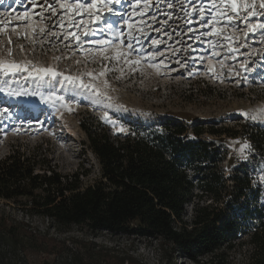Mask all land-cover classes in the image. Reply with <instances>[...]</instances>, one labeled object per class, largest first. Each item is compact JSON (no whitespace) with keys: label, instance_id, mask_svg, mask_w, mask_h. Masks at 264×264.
<instances>
[{"label":"rangeland","instance_id":"374dc122","mask_svg":"<svg viewBox=\"0 0 264 264\" xmlns=\"http://www.w3.org/2000/svg\"><path fill=\"white\" fill-rule=\"evenodd\" d=\"M135 2L121 0V4L112 5L114 11L126 13L125 18L131 17L133 29L123 21L113 28H119L125 36L132 31L140 38L139 43L133 42L135 51L128 56V61L138 60V64L104 59L113 57L117 50H130L126 39L123 45L119 41H113V46L91 43L112 39L103 22L89 25L96 30L95 35L84 36L87 28L68 27L72 13L56 5V16L51 14L47 5L54 0H0V61L15 62L28 69L8 76L0 73V87L3 81L8 82L7 90L0 92V159L16 147L50 148L52 164L62 174H84L81 180L88 186L101 178V166L87 147V137L81 129L83 119L99 120L116 136L162 130L168 123H179L187 128L189 138L205 141L219 151L218 169L228 184L233 185L236 173L252 178V186L261 190L258 205L264 212V153L247 137L251 127L264 129V122L241 115L264 108V30L248 32L243 11L235 16L219 0L215 7L210 0H192V5L205 9L206 20L214 12L219 15L227 11L233 23L222 31L231 40L203 35L211 30L197 23L199 13L192 10L188 0L183 4L171 0V8L168 0H141L134 10ZM145 2L150 7L145 8ZM258 2L256 15L249 16L248 23H264V10L259 9ZM104 15L116 19L106 10ZM61 16L64 28L58 24ZM83 20L89 24L87 16ZM68 32H76L80 41L65 39ZM105 48L107 51H101ZM49 68L58 75L36 71ZM102 71L105 74L100 76ZM65 76L76 78L75 82L64 80ZM81 83L90 87H82ZM95 89L111 97V101L96 103ZM52 94L63 96L66 106L41 99ZM109 103L111 106H106ZM199 130L202 134L197 136ZM245 143L251 148L241 154ZM196 194L201 196L202 192L196 190ZM211 202V198L202 196L200 205ZM193 207V202L186 207L188 224ZM15 208L13 203L0 201V209L20 216V210ZM32 224L42 231L48 227L39 218ZM49 233L57 239L50 255L31 253L23 258L9 254L7 246H2L0 264H110L95 255L101 250H110L114 261L133 257L142 264H250L253 251L250 234L244 233L231 246L200 258V263L183 254H165L155 241L107 231L91 232L87 226L53 227Z\"/></svg>","mask_w":264,"mask_h":264},{"label":"trees","instance_id":"16d2710c","mask_svg":"<svg viewBox=\"0 0 264 264\" xmlns=\"http://www.w3.org/2000/svg\"><path fill=\"white\" fill-rule=\"evenodd\" d=\"M81 129L101 166V178L92 185L84 186V174H62L51 162L50 148L43 146L16 147L0 159V201L13 203L21 213L0 209V248L7 246L9 254L23 258L50 255L57 244L50 228L87 226L91 232L155 241L165 254L200 263L244 233L253 246L250 264H264L261 190L247 174L236 173L233 185L228 184L218 169L216 148L189 138L179 123L116 136L99 120L87 118ZM247 137L264 153L263 128L251 127ZM202 196L212 202L200 205ZM192 202L188 224L186 207ZM35 218L47 222L45 231L32 224ZM95 255L110 264H142L133 257L114 261L110 250Z\"/></svg>","mask_w":264,"mask_h":264},{"label":"snow or ice","instance_id":"6c2138e0","mask_svg":"<svg viewBox=\"0 0 264 264\" xmlns=\"http://www.w3.org/2000/svg\"><path fill=\"white\" fill-rule=\"evenodd\" d=\"M35 2V0H33ZM47 2V0H46ZM181 4H183L184 0H179ZM221 6H223L225 9H230L231 12L235 16H240L241 11H243L244 16L242 19L246 23V27L248 29V32H255L257 29L264 30V23H257V24H252L247 22V18L249 16H254L256 15V7H257V0H219ZM141 3V0H136L135 4L132 5L133 9L135 10L136 7L139 6ZM188 3L192 5V0H188ZM217 3V0H210V4L212 7H215ZM113 4H121V0H90V2L85 3L84 0H54V3H48V9L51 11V14L53 16H56L57 14V9L56 5L60 9H66L67 13H72V17L70 19V22L68 23V27H75L77 29H81V26L83 28H87V31L83 32L84 36H89V35H95V29L91 28L89 25H95L99 22H103V24L106 26L107 32L111 33L112 39L110 40H96V41H91V43H96L99 45H106V46H113V41H119L120 44H124V40L126 39L128 41L126 47L130 50L128 52H123L120 50H117L115 55L113 57L109 56H104V59H116V60H121L123 59L126 63H135L138 64L140 61H128V56L132 54V51H135V43L140 42V38L134 34V32L130 31L127 36L123 32L119 30V28L114 29L113 26L118 24L120 21H123V24L128 27V29L132 30L133 25L129 23V20L131 17L125 18L126 13L122 14L120 12L114 11L112 5ZM173 3L171 0H168V7H173ZM150 7L145 2V8ZM258 7L259 9L264 10V0H259L258 2ZM105 10L107 13H110L112 17H116V19H111V17H105L104 13ZM192 10L193 11H198L199 13V20L197 23L200 24L201 27H208L210 28L209 33H203V35H213V36H222L224 40H231L232 37L230 36H224L222 28L227 26L228 24L233 23L232 16L227 14V11L220 12L219 15H217L215 12L211 15L209 19H205V9L204 8H198L196 5H192ZM141 15L143 14V11L140 13ZM187 15H191L190 12L186 13ZM264 14V13H262ZM87 16L89 18V24H84L83 17ZM76 17H81L80 20H76ZM58 24L61 28L65 27V21L63 16H61V19L58 21ZM218 25L220 27H218ZM43 32L44 29H41ZM103 31V30H102ZM134 31H139V29H135ZM54 34V33H50ZM74 38L77 42L80 41L81 37L76 33V32H68L65 35V39L69 38ZM199 39V37H197ZM155 43V42H154ZM219 41L217 42V45H219ZM232 51H236V49H231ZM101 51H107V49H102ZM28 71L27 67L25 65L17 64L15 62H5V61H0V73H2L4 76H8L10 73L14 74L16 72L20 71ZM38 73H43L45 75H51L52 77H55L58 75L54 70L52 69H37L36 70ZM31 75V72L29 73ZM105 73L102 71L99 73L100 76H103ZM91 75V73H89ZM76 78H73L71 76H65L64 80L73 83L75 82ZM3 87H0V92L6 91L7 90V81H3ZM82 87L88 88L90 87L89 85H84L81 83ZM9 95H19V93H12L9 92ZM95 96L97 97L96 103H103L104 101H111V97L107 96L105 93H101L98 89H95ZM103 98L101 100L100 98ZM42 100H55L59 101L61 106H66L64 105V97L63 96H55V94L50 95L49 97H41ZM106 106H111L110 103L107 104ZM71 110V109H69ZM241 115L252 120V121H261L264 122V108H259L257 110H253L250 112H241ZM251 145L248 143H245L243 145V148L240 150L241 154H243L245 149H250ZM246 158V157H244Z\"/></svg>","mask_w":264,"mask_h":264}]
</instances>
